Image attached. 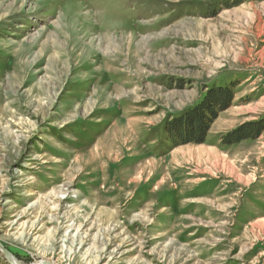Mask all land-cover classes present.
<instances>
[{
    "label": "rangeland",
    "instance_id": "obj_1",
    "mask_svg": "<svg viewBox=\"0 0 264 264\" xmlns=\"http://www.w3.org/2000/svg\"><path fill=\"white\" fill-rule=\"evenodd\" d=\"M191 119L208 130L182 142ZM0 241L264 264V0H0Z\"/></svg>",
    "mask_w": 264,
    "mask_h": 264
},
{
    "label": "trees",
    "instance_id": "obj_2",
    "mask_svg": "<svg viewBox=\"0 0 264 264\" xmlns=\"http://www.w3.org/2000/svg\"><path fill=\"white\" fill-rule=\"evenodd\" d=\"M218 91H220V90H218ZM222 91H224V92H222ZM222 91H220V92H222L221 94L225 93V99L222 101L218 98L219 99L218 103H216V104L214 103L216 106L209 107V110H211V111H209L210 112V114H209L210 119L208 121H210L216 117V113H215L216 111H214L215 107H217V109L219 108L222 110L223 108L226 107L227 103L231 99V96L228 94V92L226 94L225 90H222ZM193 112H195V111H193ZM191 116L193 117V113L190 115V117ZM191 120H192V122H191ZM191 120H190V124H191V127L192 126L193 127H192V129L189 130L190 137L184 136V134H187L185 132L184 133L178 132V134L180 135V140H182V142L198 141L199 140L198 136H202L208 130L209 122L204 123V121H202L203 119L202 120L198 119L199 122L197 124H195L196 121H198V120H196L195 122L193 119H191Z\"/></svg>",
    "mask_w": 264,
    "mask_h": 264
},
{
    "label": "water",
    "instance_id": "obj_3",
    "mask_svg": "<svg viewBox=\"0 0 264 264\" xmlns=\"http://www.w3.org/2000/svg\"><path fill=\"white\" fill-rule=\"evenodd\" d=\"M0 253L6 259L9 264H53L47 260H40L34 263H25L15 256L1 241H0Z\"/></svg>",
    "mask_w": 264,
    "mask_h": 264
},
{
    "label": "bare ground",
    "instance_id": "obj_4",
    "mask_svg": "<svg viewBox=\"0 0 264 264\" xmlns=\"http://www.w3.org/2000/svg\"><path fill=\"white\" fill-rule=\"evenodd\" d=\"M85 18H88V17H85ZM85 23L86 24H88L89 23V21H85ZM119 31V30H118ZM93 32H97V30L93 27V26H91L90 24H88V31H87V29H86V27H85V25L83 26V28H80V31H79V34H84V36H90ZM75 45L77 46V47H82L83 45H84V43L82 42V40H81V38H78V42L76 41V43H75ZM89 45V44H88ZM87 45V46H88ZM87 48V47H86ZM90 50V49H89ZM84 52V51H83ZM86 52V51H85ZM83 54V53H82ZM71 55L72 56H74L75 55V51L73 50L72 52H71ZM84 55V54H83ZM99 55V54H98ZM76 56H77V54H76ZM76 56H74V57H76ZM82 57V56H81ZM79 58V57H78ZM89 61V60H88ZM89 62H91V61H89ZM212 155V154H211ZM213 156V155H212ZM231 172H233V171H231Z\"/></svg>",
    "mask_w": 264,
    "mask_h": 264
},
{
    "label": "crops",
    "instance_id": "obj_5",
    "mask_svg": "<svg viewBox=\"0 0 264 264\" xmlns=\"http://www.w3.org/2000/svg\"><path fill=\"white\" fill-rule=\"evenodd\" d=\"M0 264H9L6 259L2 256V254L0 253Z\"/></svg>",
    "mask_w": 264,
    "mask_h": 264
}]
</instances>
